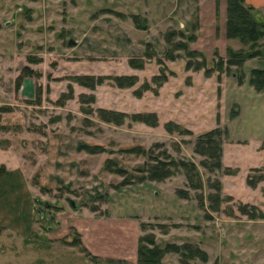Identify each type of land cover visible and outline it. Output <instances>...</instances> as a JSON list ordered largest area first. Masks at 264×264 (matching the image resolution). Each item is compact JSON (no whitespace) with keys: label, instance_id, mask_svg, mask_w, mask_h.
Instances as JSON below:
<instances>
[{"label":"rangeland","instance_id":"1","mask_svg":"<svg viewBox=\"0 0 264 264\" xmlns=\"http://www.w3.org/2000/svg\"><path fill=\"white\" fill-rule=\"evenodd\" d=\"M226 6V0H219V4L217 0H0V129L13 127L36 134L30 141L34 146L29 143L25 151L28 154L44 151L39 136L46 132L57 135L50 137L48 146L65 142V147L77 151L79 144L86 143L105 150L92 155L66 154L76 157L80 165L71 158L59 161L62 172L66 170L75 185L49 193L41 188L37 203L46 215L42 217L39 209L36 212L35 232L45 229L51 213L58 216L63 207L71 210L65 196L77 201L82 210L90 194L98 213L113 203H125L121 212L150 216L144 234L155 235L156 241L162 240L161 246L189 243L208 255L204 261L200 256L184 259L181 253L169 252L166 255L173 259L171 264H183L182 258L189 264H264V219H250L238 210L240 202L264 210V182L255 189L247 183L253 168H263L264 173V90H256L249 82L252 69L264 68V57L248 59L242 68L233 65L222 74L221 81L217 71L208 78L203 70H186L188 50L202 52L210 67L218 55L227 58L228 46L249 48L239 39L226 36ZM170 32L175 35L168 42ZM182 40L188 49L174 48ZM261 42L264 44V39ZM147 44L155 57L143 69H133L129 59L143 56ZM168 49L179 58L166 59ZM27 67L38 75L24 76L19 83ZM162 69L168 80L158 92L149 90L142 97L136 96L135 90ZM78 74H136L139 81L133 87L119 88L114 80L105 79L91 89L73 82L72 76ZM26 85L31 86L29 100L23 98ZM69 85L74 87V98L63 106L55 104L69 92ZM90 96L95 100L90 101ZM99 107L129 114L153 111L159 116V126L130 118L120 125L106 122L97 112ZM11 114L18 119L8 117ZM2 116L8 117V123H3ZM169 121L192 133L169 132L165 126ZM218 126L228 131L223 169L210 172L201 165L203 157L195 152V143L199 135ZM138 147L148 153L129 151ZM163 150L173 159L195 163L202 188H191L184 173L162 182L139 181V169L150 160L151 153L160 156ZM59 154L56 148L52 157L60 158ZM108 159L127 169L133 175L130 181L134 180L122 184L124 175L105 170ZM225 168L237 169L236 174H226ZM79 170L83 176L75 179ZM216 182H220V190L214 187ZM186 190L188 198L182 192ZM214 193L232 198L215 210L210 199ZM46 200L51 203L49 207L44 204ZM0 261L19 262L11 248L0 251Z\"/></svg>","mask_w":264,"mask_h":264},{"label":"crops","instance_id":"2","mask_svg":"<svg viewBox=\"0 0 264 264\" xmlns=\"http://www.w3.org/2000/svg\"><path fill=\"white\" fill-rule=\"evenodd\" d=\"M246 2L254 6L264 18V0ZM30 87L26 85L23 90V98L26 100L31 99ZM8 117L17 118L16 114ZM8 117L2 116L3 123L6 124L5 119ZM33 135L36 134L24 129H0V251L11 248L13 258L19 260L18 264H139L138 249L140 238L144 235L143 224L149 223L151 217L144 213L121 212L125 203H113L111 208L98 213L92 209V195L85 198L82 210L77 201L73 200L76 204L73 206L71 199L65 196L71 210L63 207L58 216L51 213L46 219L49 223L45 229L35 232L36 212L39 209L42 217L46 215L37 203L39 195L43 193L41 188L49 193L62 187L67 190L75 185V180L69 178L66 170L62 172L59 161L71 158L72 163L80 165L76 157L66 154L93 153L79 151L80 144L77 151L71 150L68 145L65 147V142L48 146L50 137L57 135L46 132L39 136L44 151L28 154L25 151L29 149V143H33L30 142L35 139ZM56 148L60 158L58 155L52 157ZM33 169L35 175L31 178ZM81 171L74 176L75 179H81L84 173ZM44 204L47 207L51 205L49 200ZM76 238L80 239L79 244L73 243ZM161 242L157 240V244ZM170 259L173 260L165 255L161 264H171ZM178 264L181 263L178 261Z\"/></svg>","mask_w":264,"mask_h":264},{"label":"trees","instance_id":"3","mask_svg":"<svg viewBox=\"0 0 264 264\" xmlns=\"http://www.w3.org/2000/svg\"><path fill=\"white\" fill-rule=\"evenodd\" d=\"M219 4V0H217ZM226 36L231 39H239L243 44L249 46L248 49L236 50L231 46L227 47V58L223 55H218L214 66L209 67L208 58H206L202 52L197 49H192L187 51V64L186 70H192L193 72L204 71L206 77L210 78L213 73L217 71L218 78L222 80V74L231 70L233 65L241 67L244 63L251 58L264 57V45L261 40L264 39V18L259 14L254 6L247 4L246 0H226ZM175 32H170L167 35V41L171 42L172 37H174ZM182 35L184 33L182 32ZM193 39V38H192ZM150 44H147L146 52L143 56L132 57L129 59V65L133 69H143L148 60H152L155 57V52L149 50ZM174 48L188 49L186 42L179 41L174 44ZM179 58L177 54H174L173 49H168L166 52V59L175 60ZM158 62L164 65V60L158 58ZM166 67V65H165ZM167 68H165L166 70ZM162 69L159 74L153 75L152 80H145L142 86L135 90V94L138 97H142L145 91L153 90L155 93L158 92L160 88L167 80L168 75L166 71ZM32 74H37L33 69L27 67L23 75L19 77V83L24 76H29ZM38 75V74H37ZM239 80L244 81L243 75L239 76ZM105 79L114 80L115 84L119 88H130L137 84L139 77L136 74H121V75H91V74H78L72 76L73 82L78 83L81 86L95 89L97 85L103 84ZM155 86H152V83ZM250 84L255 87L256 90H264V68H254L252 69L251 77L249 79ZM69 92L63 93L60 98L55 101V104L59 106L65 105V102L71 98H74V87L69 85ZM82 98L84 96L81 93ZM83 100V99H82ZM95 97L90 96V101H94ZM36 102H40L37 98ZM97 112L100 118L106 122H112L117 125L123 124L126 118H130L135 122H142L152 127L159 126V116L156 112H134L129 114L128 112L119 111L115 109H107L104 107H99ZM166 129L169 132H179V133H192L190 130L185 129L181 124H177L173 121L166 123ZM228 134L227 130H223L221 127H215L197 137L195 143V152L203 157L201 165L204 166L208 171L215 172L217 170L223 169V151H224V137ZM264 148V143L262 145ZM79 151H86L88 153H100L105 151L102 146L91 145L82 143L79 146ZM129 151H136L140 155H146L148 151L144 148L138 147L135 149H130ZM165 154V156H162ZM111 164V165H110ZM105 170L116 173L119 175H124L125 178L122 184H127L134 179H130L133 175H129V171L125 168L119 167L117 164H113L112 160L108 159L104 166ZM226 174H236L237 169L232 170L230 168L224 169ZM254 173H249L247 176V183L252 188H257L261 182H264L263 168L256 167L253 168ZM141 173L138 177L139 181L151 180L162 182L172 176L179 173H184L188 179V185L193 189L202 188V180L200 172L195 163L180 159L176 160L171 157L167 150H163L159 155H154L151 153L150 160L145 162L143 168L139 169ZM218 190L221 188L220 182L214 184ZM184 197L188 198V190L182 191ZM262 193L264 194V187L262 188ZM231 196L222 198L219 193H214L210 196L212 206L215 210H219L221 204L225 200L231 199ZM97 206H93L92 209H96ZM238 210L247 215L250 219H264V210L259 208L256 204L243 203L238 204ZM145 224H143V227ZM73 243L79 244L80 239L76 238ZM182 250V251H181ZM184 250V251H183ZM188 251V253L185 252ZM169 252L181 253L184 259L194 258L200 256L202 260L207 261L208 255L199 246H194L189 243L177 244L168 243L165 246L157 244L155 235L144 234L141 236L139 241L138 249V259L139 264H161L162 259ZM183 264H189L186 260H183Z\"/></svg>","mask_w":264,"mask_h":264},{"label":"water","instance_id":"4","mask_svg":"<svg viewBox=\"0 0 264 264\" xmlns=\"http://www.w3.org/2000/svg\"><path fill=\"white\" fill-rule=\"evenodd\" d=\"M69 43H70V44L74 43V40H70ZM71 204H72L73 206H76V204H75V202H74L73 200H71Z\"/></svg>","mask_w":264,"mask_h":264}]
</instances>
